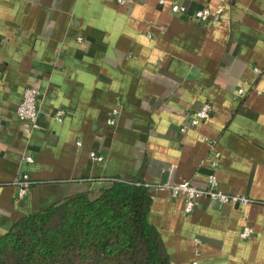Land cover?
<instances>
[{
	"label": "crops",
	"instance_id": "1",
	"mask_svg": "<svg viewBox=\"0 0 264 264\" xmlns=\"http://www.w3.org/2000/svg\"><path fill=\"white\" fill-rule=\"evenodd\" d=\"M221 6L215 23L192 17ZM29 86L40 91L35 126L17 115ZM22 172L34 184L20 200ZM211 175L252 202L202 197L187 214L161 188H206ZM113 177L149 186L148 220L171 264H264V0H0V235Z\"/></svg>",
	"mask_w": 264,
	"mask_h": 264
},
{
	"label": "trees",
	"instance_id": "2",
	"mask_svg": "<svg viewBox=\"0 0 264 264\" xmlns=\"http://www.w3.org/2000/svg\"><path fill=\"white\" fill-rule=\"evenodd\" d=\"M149 186L123 177L67 196L0 235V264H171Z\"/></svg>",
	"mask_w": 264,
	"mask_h": 264
},
{
	"label": "built area",
	"instance_id": "3",
	"mask_svg": "<svg viewBox=\"0 0 264 264\" xmlns=\"http://www.w3.org/2000/svg\"><path fill=\"white\" fill-rule=\"evenodd\" d=\"M167 0H159L161 5H164ZM120 4H125L127 2H132V0H118ZM171 10L174 13H187V7L183 4H173ZM224 11V7H218L216 9H210L209 7H202L197 9L192 17L204 24H211L219 21L222 17ZM244 88H239L238 93L242 95L244 93ZM40 91L33 86H29L24 90L23 98L21 103L17 107V115L20 120L28 122L30 125L35 126L40 118L41 109H40ZM210 105L206 104L202 109L196 111L194 115H192L190 124L192 127L198 125L201 121L209 117L210 114ZM117 112L113 111L111 115L108 117V124L115 125ZM66 112L63 109H59L53 115L57 120H63ZM188 129L187 126L182 128L183 131ZM212 148L214 151V155L216 159L213 161L214 165H218V159L220 157V152L216 149V143H212ZM91 156L99 161L104 160L103 155H97L95 152L91 153ZM25 160L29 163L33 161L32 156H26ZM14 184L18 187V199H23L30 189V187L34 184L31 176L27 172H22L17 175L14 180ZM208 187L199 188L193 185L190 181L184 180L179 183H175L172 185H163L161 188L168 187L175 197H183L184 198V210L187 214H191L198 207L199 200L202 197H207L211 200L220 202L222 204L225 203H238L241 205L248 204L252 202L251 199L242 195H232L227 194L222 191L216 189L217 177L215 175H211L208 178ZM253 229L250 227H246L241 233L240 236L244 239L249 238L253 234ZM199 243L198 240L195 241Z\"/></svg>",
	"mask_w": 264,
	"mask_h": 264
}]
</instances>
